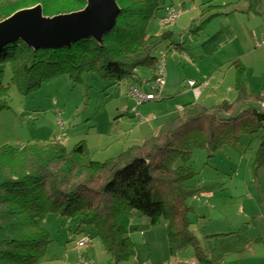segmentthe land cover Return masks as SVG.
<instances>
[{
    "label": "trees",
    "instance_id": "obj_1",
    "mask_svg": "<svg viewBox=\"0 0 264 264\" xmlns=\"http://www.w3.org/2000/svg\"><path fill=\"white\" fill-rule=\"evenodd\" d=\"M115 1L119 8L116 22L100 43L88 38L69 47L33 50L18 40L2 47L0 99L9 65L13 79L25 92L64 72L78 79L82 72L95 70L101 77L117 81L133 77L138 67L155 72L158 60L153 53L171 41L173 32L148 35L145 26L160 4L171 0ZM36 5L43 16L52 17L79 11L86 2L0 0V21ZM228 8L229 4L211 3L202 7L204 19L197 29L229 13ZM232 65L234 101L211 107L187 103L179 116L160 126L155 136L108 160L83 163L88 157L84 141L70 151L57 140L45 145L0 148V264H36L44 256L50 240L39 222L49 213L76 219L72 234L84 233L89 240L92 233L83 229L91 228L110 257L108 263L121 264L136 251L121 223L130 212L140 213L150 225L163 218L171 256L191 246L197 263L218 264L205 256L191 229L189 215L193 209L187 201L199 191L188 184L195 175L189 165L192 152L200 149L212 157L224 147H237L241 136H249L258 139L252 168H264V92L249 91L245 66L239 60ZM4 107L0 100V110Z\"/></svg>",
    "mask_w": 264,
    "mask_h": 264
},
{
    "label": "rangeland",
    "instance_id": "obj_2",
    "mask_svg": "<svg viewBox=\"0 0 264 264\" xmlns=\"http://www.w3.org/2000/svg\"><path fill=\"white\" fill-rule=\"evenodd\" d=\"M208 3L223 2L164 1L145 26L148 35L173 32L171 41L161 44L153 53L158 61L165 58L167 85L163 89V99L145 102L137 108L141 117L150 121L134 115L132 110L136 104L129 95V88L135 86L143 93L153 94L151 86L155 72L151 69L138 67L133 77L119 81L101 77L95 70L82 72L78 79L68 72L58 73L42 81L38 88L25 92L13 79L9 65L5 68L2 81L5 90L0 99L5 106L0 110V148L45 145L60 138V143L70 151L84 141L88 157L83 163H87L89 160L105 161L134 145H141L163 123L180 115V107L175 109L177 103L185 105L188 101L179 102L181 98L176 93L186 91L188 79L198 84L205 81L200 77L210 64L199 55L198 36L211 20L203 28H197L204 19L201 8ZM166 6L181 8L184 13L175 23L165 25L161 17ZM180 44L185 51L176 49ZM253 59L256 64L260 61L259 57L245 58L252 65L247 77L259 88V79L264 80V68L260 65L255 68L254 62L251 63ZM170 89L174 91L172 95ZM208 92L207 88L201 89L202 94ZM194 102L213 105L205 102L203 96ZM256 142L257 139L251 141L249 136H241L232 155L218 151L208 157L206 151L196 149L189 162L195 175L188 184L199 188V200L187 201L193 209L189 215L191 229L205 256L220 260V264H264V168L254 171L250 161ZM132 214L124 215L121 223L135 243L136 251L121 264H133L137 257L139 263L147 264L196 260L191 246L177 251L174 256L169 254L163 218L156 225H150L140 213ZM39 223L50 242L36 264H76L79 254L90 259L92 264H109L110 257L91 228L83 230L92 233L93 238L85 247H76V242L85 236L84 233L72 234L76 219L49 213Z\"/></svg>",
    "mask_w": 264,
    "mask_h": 264
},
{
    "label": "crops",
    "instance_id": "obj_3",
    "mask_svg": "<svg viewBox=\"0 0 264 264\" xmlns=\"http://www.w3.org/2000/svg\"><path fill=\"white\" fill-rule=\"evenodd\" d=\"M218 2H223L218 3V5L229 4V8L226 10L230 12L212 18L205 27V30L200 31L203 34L198 36L199 42L197 48L200 52L199 55L210 64L206 72L200 77L202 80H205L204 83H197L200 86V95L196 98L192 89L187 85L186 91L176 93L177 96L181 98L179 102L187 100L188 103H191L195 100H200L202 96L205 102H212L213 105L223 101L232 102L236 97L234 91L235 68L232 63L239 60L245 66L246 70L249 71L252 69L250 67L252 65H249L247 61H245V58L257 57L258 59L259 57L260 61L257 64L254 62L255 59H253L251 63L254 62L252 64L255 65V68L256 65H260L264 68V47H255V41L259 40L264 35V0H257L255 3L250 0H218ZM176 47L177 50H186L182 44ZM133 80L138 81V78H134ZM189 80L192 79H188V81ZM263 81L264 80L259 79V88H256L251 78L249 79L247 77L246 72L245 84L249 91L261 90L260 92H263ZM166 85L165 83V86ZM204 88L209 89L210 92L202 94L201 89ZM173 92L174 91L169 94L172 95ZM202 104L207 107L213 106H209L208 103L204 102ZM183 106L184 105L177 103L175 109L177 110L179 107L182 109ZM262 107H264V103ZM125 113L129 112L125 110ZM157 133L158 129L152 133V136H155ZM257 146L258 139L256 146L252 148V156L250 158L252 163ZM235 149L236 148L224 147L221 152L225 155H232L235 153ZM132 213L133 212H130L129 215H133ZM133 264L147 263H139L137 257L133 261ZM218 264H220V260Z\"/></svg>",
    "mask_w": 264,
    "mask_h": 264
},
{
    "label": "water",
    "instance_id": "obj_4",
    "mask_svg": "<svg viewBox=\"0 0 264 264\" xmlns=\"http://www.w3.org/2000/svg\"><path fill=\"white\" fill-rule=\"evenodd\" d=\"M84 1L83 9L52 17L43 16L39 5L16 11L0 21V49L18 40L33 50L69 47L88 38L100 43L119 8L115 0Z\"/></svg>",
    "mask_w": 264,
    "mask_h": 264
},
{
    "label": "built area",
    "instance_id": "obj_5",
    "mask_svg": "<svg viewBox=\"0 0 264 264\" xmlns=\"http://www.w3.org/2000/svg\"><path fill=\"white\" fill-rule=\"evenodd\" d=\"M183 10L181 8H176L174 6H166L163 9V15L161 17V22L163 24H171L175 23V21L183 14ZM256 48L264 47V35L259 40L255 41ZM165 58L160 59L155 68V74L152 82L151 89L154 91L151 93H143L137 87L132 86L129 88V95L135 101V107L133 108V113L135 116L141 117V115L137 112L138 106L142 105L148 101H158L163 96V89L165 86ZM187 85L192 89L194 96L197 98L200 95V86L193 80H189ZM182 111L181 108H179ZM125 111V110H124ZM154 118V117H153ZM143 121H148V118H142ZM58 142H61V139H57ZM193 200H199L198 196H194ZM89 241V236L85 235L83 239L76 242V247L78 249L83 248ZM77 264H92L91 260L84 258L81 254H79V261ZM189 264H199L196 261H192Z\"/></svg>",
    "mask_w": 264,
    "mask_h": 264
}]
</instances>
